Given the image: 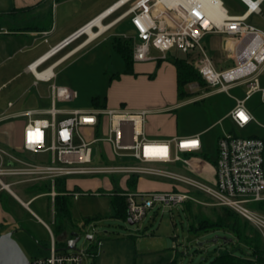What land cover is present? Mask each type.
Masks as SVG:
<instances>
[{
  "label": "built area",
  "instance_id": "2783aa9c",
  "mask_svg": "<svg viewBox=\"0 0 264 264\" xmlns=\"http://www.w3.org/2000/svg\"><path fill=\"white\" fill-rule=\"evenodd\" d=\"M238 1L245 6L242 15H229L220 2L224 10L220 22L209 18L198 0H126L100 22L103 24L109 16L128 6L114 22L127 19L132 27V62L155 60L152 51L161 54L162 58L173 51L195 54L192 65L208 86L215 82L219 85L218 92L226 93L233 87H243V99L234 98L235 105L226 116L235 129L243 130L251 123L257 124L246 108V102L258 95L259 102L264 105V82L261 81L264 75V31L247 23L250 16L261 14L264 0ZM92 20L26 66L34 79V86L38 83L47 85L51 106L12 116L26 118L21 128L20 149L32 155L49 153L50 157L46 163L8 158L11 164L7 165L0 152V186L8 187L3 184L2 177L23 178L18 183L46 182L50 189L45 196L54 204L58 195L55 190L57 180L98 175H121L126 179L162 178L171 183L170 190L122 192L126 221L138 223L155 206L184 205L195 202L194 197L200 195L211 205L236 214L264 236V215L254 207L264 202L263 139L224 133L216 140L214 160L196 162L191 158L184 159L182 155L200 152L198 136L175 137L162 142L148 140L143 133L149 114L146 110L105 108L84 111L55 107L57 102L68 103L76 98L69 88L54 83V71L87 45L82 46L88 38L82 29ZM91 30L97 28L91 27ZM207 35L223 37L226 58L233 62L232 66L221 71L214 69L201 43ZM82 37L86 39L48 64ZM96 144L100 146L96 157L103 155L112 163H93V146ZM116 161L121 164H113ZM177 163L184 171H171L160 166ZM63 194L77 198L76 193ZM46 229L49 233L46 254L28 260V264H85V252L57 249L51 230Z\"/></svg>",
  "mask_w": 264,
  "mask_h": 264
},
{
  "label": "rangeland",
  "instance_id": "374dc122",
  "mask_svg": "<svg viewBox=\"0 0 264 264\" xmlns=\"http://www.w3.org/2000/svg\"><path fill=\"white\" fill-rule=\"evenodd\" d=\"M114 1L63 0L61 5L54 10L53 17L49 10L44 25L48 27L54 25L55 34L60 35L64 30L81 25ZM220 2L229 15H242L245 12V6L238 0H220ZM126 9L128 6L109 16L103 24H111ZM30 19L29 12L0 14V85L3 84L0 88V110L2 116H13L26 110H44L51 106L47 86L45 84L33 86L32 77L22 72V67L40 55L47 45L41 44L35 38L33 41L29 36H11L30 29L28 26L33 23ZM247 23L264 31V2L261 5V14L250 16ZM132 35L133 30L124 20L119 26L108 28L58 66L54 71L56 74L54 83L59 87L69 88L75 93L76 98L68 103L57 102L55 107L89 111L93 108V98H98L102 102L107 93L112 90L110 86L113 76L118 74L121 77L125 67L120 55L112 48L111 40L114 36L124 40ZM55 37L57 39L58 36ZM85 39L82 37L73 42L62 54L74 49ZM201 43L207 57L212 59L216 71L232 66V62L226 58L223 37L218 35L204 37ZM152 54L162 57L155 51H152ZM171 54L183 56L181 52L173 51ZM187 88L192 96L181 100L176 99L177 106L171 109L172 112L164 115L167 117L165 120H168L167 132L172 131V133L184 135L207 129L214 123L216 124V121L232 108L234 98L243 99L244 97L243 87H233L228 93L218 92L219 85L215 82H210L209 86L207 84L203 87L192 85ZM122 89L124 94L128 93L125 89L133 93L138 92V88L133 85L122 86ZM150 91L155 99L165 96L156 87ZM7 103L13 104L14 107L11 110L8 109ZM247 106L252 109L257 124L251 123L244 130H237L235 133L243 138L257 137L264 140V105L259 102L257 95L247 102ZM129 108L128 101L118 107V109ZM25 121L24 117L12 119L10 125L12 141L5 155L3 151H0L2 159L4 162L8 158L24 162L29 160L48 162L49 153L32 155L18 149L21 142V128ZM212 127L200 136L201 154L199 157L205 156L209 161L214 160L217 137L229 133L232 126L228 120H224L216 124L214 128ZM99 147L98 144L93 146L95 155L93 163L95 165L112 163L108 162L103 155L101 158L96 157ZM113 164H121V162L116 161ZM160 166L167 170L180 171L181 164ZM17 178V182L23 179ZM142 178L143 182L134 187L128 186L127 179L121 175L72 177L63 180L65 185L67 182L70 184L69 191L77 194V198H72L70 220L53 217L52 203L45 196L37 197L30 205V210L49 226L57 249L63 250L65 248L63 245H66L70 239V234H76L78 241L75 244V250L85 252V264H209L221 253H231L237 256L249 255L250 251L247 247L225 229L215 228L196 233L190 230L191 224H196L201 218L214 219L218 211V208L211 205L204 196H195V202L187 205L155 206L142 220L131 225L122 217L116 216L115 211L110 207L111 192H160L161 185H167L171 189V183L168 180L153 177ZM21 184L20 187L25 194L19 196L24 202L43 191L41 189L43 182L33 186L30 183ZM254 207L263 214L264 202ZM14 215L17 218V225L8 229L9 232H13L12 238L25 257L31 260L34 257L45 255L49 246L48 231L29 212L20 207H16ZM59 222L62 224L61 229L57 228ZM88 236L92 238L90 241L86 239ZM214 240L216 242H213ZM92 253L94 255H90Z\"/></svg>",
  "mask_w": 264,
  "mask_h": 264
},
{
  "label": "crops",
  "instance_id": "0c3cea01",
  "mask_svg": "<svg viewBox=\"0 0 264 264\" xmlns=\"http://www.w3.org/2000/svg\"><path fill=\"white\" fill-rule=\"evenodd\" d=\"M62 1L63 0H60V1H56V0H0V14L8 15L10 14L11 11L27 9L28 11L26 12H29L31 15L30 21L33 22L32 25H29L28 27L32 29L31 30L28 29L27 31H21V32L12 34L11 36H20V37L29 36L32 38L33 41L35 38V40L39 41L41 44L47 45L46 49L41 53L43 54L48 48L59 43L60 41L67 38L68 36H70L72 33H74L76 30H78L88 21L95 18L98 14L108 9L118 0H115L114 2L104 7L103 9L99 10L95 15H93L87 21L83 22L81 25L76 26L70 30L69 29L64 30L61 32L60 35H56L55 26L51 25L48 27V26H45L44 23L48 18L49 10L53 17L54 10L57 9L58 5H61ZM121 21H124V20L114 22L113 27L117 26L118 23ZM125 21H127V23L129 24V21L127 19H125ZM129 27L132 29L130 24H129ZM55 36H58L57 39H55L56 38ZM209 36H213V35H207L205 37H209ZM44 39H46V43L44 42ZM70 50H68L67 52H69ZM152 56L155 58V60H150L146 62H132L133 63L132 64L133 74L122 73L121 77H118L116 79L113 78L112 80L110 79L111 80L110 87H112V90L109 93H107L106 97H104L102 102L100 101L101 103H104L106 109L117 110L119 106H123L124 104H126V101H128V104H130V108L126 110H129V111L146 110L148 111L149 114L147 116L146 123L143 127V133L148 140L160 141V142L167 141L175 137L184 138V137H192V136H198L199 141H200V136L205 131H207L210 127L213 126L212 128H214L216 124H219L224 120H228L229 123L231 124L230 120L226 116L231 111V109L234 107L235 101H234L232 108L229 109L221 117L220 120H217L216 124L214 123L212 126H210L207 129H204L196 133L184 134V135H179L178 133H172V131L167 132L166 123L168 120L167 119L165 120V118L167 117H165L164 115L165 113L172 112L171 109L177 106L176 104V99H177L176 70L174 66L168 61V59H166L167 56H165V58L156 57L153 54ZM28 64L22 67V72L25 75H30L32 77V75L26 69V66ZM121 81L123 82L121 83ZM261 81L262 83L264 82V75L261 77ZM32 84L34 86V79H33ZM39 84H42V83H38L35 87H37ZM126 85H129V86L133 85L137 87L138 92L133 93L130 90L125 89V91H128V93L124 94V92L122 91L123 90L122 86H126ZM1 86H3V84L0 85V88ZM155 87L157 88L158 91H162L164 93L165 96L163 98H158V99L153 98L150 90ZM247 102L245 106L248 109V111L252 113V109L247 106ZM9 104L11 103H7V108L11 110L14 107V105L11 104V106H9ZM105 108H94L93 107L92 109H105ZM33 110H40V109H33ZM1 114L2 112L0 110V151H3L5 155L8 152L7 148L10 147L11 145L10 143L12 141L10 139L11 138L10 125H11L12 119L14 118L12 116H2ZM162 131H165V133H162ZM236 131L237 129H235L232 126L229 132L236 134L235 133ZM221 135H219L217 139ZM200 144H201V141H200ZM215 145H216V142H215ZM18 147H19L18 149H20V146ZM106 147H107V150H109V146H106ZM200 154H201V150L196 155H182V157L184 159H190V158L194 159L196 162L197 160L198 161L208 160V159L200 158L199 157ZM1 158H3L2 155H1ZM5 162L7 165L11 164V162L8 159ZM180 171H184V168L182 167V165L180 167ZM17 181H18L17 177H13V178L12 177H2L3 184L8 185V187L3 188L0 186V235L9 232L10 230L8 228L15 227L17 225V218H16V215H14L16 207H20L21 209H24L27 212H29L36 219V221L39 222L45 229L46 227L49 228V226L44 221H42L35 213H33L30 210V205L33 203V201L39 196H45V194L41 193L37 196L32 197L27 202H24L20 198L19 195L25 194V191L21 189L20 187V185L22 184L18 183ZM142 182H143V178L141 177L137 179L135 186ZM43 183L47 184L46 182H43ZM30 185L33 186V185H38V184L37 183L35 184V182H32V184L30 183ZM69 186L70 184H68V182L66 183V185L65 183L63 184L62 186L63 193L70 192ZM166 189L169 190L170 188L167 185L166 186L161 185V189H160L161 191H167ZM262 213L264 215V212ZM52 216L57 217L54 211L53 204H52ZM52 223H54V221H52ZM261 240H262V244L264 247V236L262 235H261Z\"/></svg>",
  "mask_w": 264,
  "mask_h": 264
},
{
  "label": "trees",
  "instance_id": "16d2710c",
  "mask_svg": "<svg viewBox=\"0 0 264 264\" xmlns=\"http://www.w3.org/2000/svg\"><path fill=\"white\" fill-rule=\"evenodd\" d=\"M60 1V0H56ZM27 9L11 11V13H25ZM122 24V21L117 26ZM32 29V28H30ZM112 48L120 55L124 62V74H133L132 59H131V38L122 40L121 38L114 36L111 40ZM193 54H183L182 57L169 53L167 55L168 61L174 66L176 70V92L177 99L181 100L184 97L192 96L191 91L188 90L189 86H205L204 80L201 78L197 70L192 65ZM119 75L115 74L113 78H118ZM112 79V78H111ZM92 104L94 108H105L104 103H101L98 98H93ZM204 159L205 156H201ZM127 184L130 187H134L136 184V178L127 179ZM63 180H57L55 184V190L58 195L54 198V211L58 218L61 220L71 219L72 198L68 194H63ZM42 194L49 192V184H44L41 188ZM186 202L184 205L190 204ZM110 207L115 211L116 216L126 219V204L125 199L122 196V192L110 193ZM215 207V206H214ZM218 208L214 219L201 218L196 224L190 225V230L194 233L199 231H205L208 229L221 228L232 233L239 242L247 247L250 251L248 256H237L231 253H221L216 256L209 264H264V247L259 232L252 227L246 221H243L239 216L231 211ZM88 222V221H85ZM58 229L62 228V224L59 222ZM65 246V245H63ZM91 251H94L91 249ZM92 255H94L92 253Z\"/></svg>",
  "mask_w": 264,
  "mask_h": 264
},
{
  "label": "bare ground",
  "instance_id": "6f19581e",
  "mask_svg": "<svg viewBox=\"0 0 264 264\" xmlns=\"http://www.w3.org/2000/svg\"><path fill=\"white\" fill-rule=\"evenodd\" d=\"M124 1L126 0H118L116 3H114L112 6H110L108 9L104 10L100 14H98L87 26H85L82 29V32L84 34H87L88 38L83 42L82 46H85L86 44H89L91 41H93L95 38L100 36L104 31H106L108 28L113 26L114 21L111 24L104 25L100 22L102 18L107 17L110 12H112L115 8L120 6ZM203 10L206 12L207 16L215 21L220 22L224 17V10L221 8V4L219 0H198ZM91 27H96L97 30L92 31ZM37 76L40 77V75L37 73ZM6 188V187H4Z\"/></svg>",
  "mask_w": 264,
  "mask_h": 264
},
{
  "label": "water",
  "instance_id": "95a60500",
  "mask_svg": "<svg viewBox=\"0 0 264 264\" xmlns=\"http://www.w3.org/2000/svg\"><path fill=\"white\" fill-rule=\"evenodd\" d=\"M127 222L130 225L132 224L130 221ZM12 233L7 232L0 235V264H28V259L18 244L13 240ZM86 239L90 241L92 238L88 236ZM77 241V235L71 233L70 239L66 242L65 250L76 251L75 244ZM213 242H216V240Z\"/></svg>",
  "mask_w": 264,
  "mask_h": 264
},
{
  "label": "snow or ice",
  "instance_id": "6c2138e0",
  "mask_svg": "<svg viewBox=\"0 0 264 264\" xmlns=\"http://www.w3.org/2000/svg\"><path fill=\"white\" fill-rule=\"evenodd\" d=\"M242 118H243V114H241Z\"/></svg>",
  "mask_w": 264,
  "mask_h": 264
}]
</instances>
